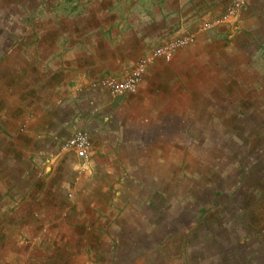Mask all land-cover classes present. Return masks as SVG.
<instances>
[{
	"label": "crops",
	"instance_id": "1",
	"mask_svg": "<svg viewBox=\"0 0 264 264\" xmlns=\"http://www.w3.org/2000/svg\"><path fill=\"white\" fill-rule=\"evenodd\" d=\"M108 2L90 17V26L87 21L77 30L68 23L53 49L39 55L40 82L56 97L55 105L65 99L70 113L72 105L86 109L81 120L64 111L53 119L65 114L67 123L80 121L91 131L94 154L78 179L86 197L75 198L80 212L67 219L69 231L61 222L50 232L38 231L39 243L7 249L5 264H264L248 252L238 261L237 241L253 237L238 221L221 220L208 229L201 212L207 201H197L198 212L191 214L192 199L180 196L191 189L189 175L219 168L223 126H264V86L254 90L255 70L264 73V0H251L227 27L210 32H202L204 20L221 13L226 0ZM185 32H198L196 42L171 62L150 65L137 94L113 97L98 88V79L125 77L139 58ZM252 47L261 48L260 64L258 56H247ZM53 57L55 72L47 64ZM197 180L198 189L207 186ZM229 244L234 247L224 259Z\"/></svg>",
	"mask_w": 264,
	"mask_h": 264
},
{
	"label": "rangeland",
	"instance_id": "2",
	"mask_svg": "<svg viewBox=\"0 0 264 264\" xmlns=\"http://www.w3.org/2000/svg\"><path fill=\"white\" fill-rule=\"evenodd\" d=\"M231 1L226 0L227 5ZM106 3L108 0H0V264L9 260L4 253L7 249L37 245L39 239L35 235L38 231L50 232L58 227L59 222L69 231L72 222L67 219L80 212L73 203L75 198L85 199L88 190L78 181L83 176L80 171L82 161L73 152L61 148L75 132L88 129L80 121L67 123L63 117L65 114L60 121L53 119L59 118L64 111L66 116H73V120H81L86 116V109L77 104L74 110L75 105H72L70 113L65 99L59 101V105L66 107L61 106V111L58 109L56 97L41 85L44 62L39 55H46L53 49L55 37L61 36L68 23L78 27L77 30L84 29L87 21L90 26V17ZM218 14L220 12H211L208 19ZM201 30L204 31L203 27ZM189 33L195 34L196 42L198 32ZM258 43L257 46H262L260 37ZM260 50L252 47V55L247 54L248 58L254 60ZM254 61L260 64L261 58L258 56ZM47 64L50 71L55 72V57ZM259 73L255 70L254 81L258 82L253 88L255 91L264 86V73ZM103 78L96 83L99 89L109 94L99 85ZM259 97L261 95L256 93L255 101ZM47 99L52 101L49 108L44 106ZM78 99H85V96L79 94ZM56 111H59L57 116ZM256 114L262 117V111ZM222 128L223 137L216 151L220 156L219 168L208 167L206 176L189 175L193 177L191 189L181 190L180 196L192 199L191 214L198 212L195 210L197 201L201 204L203 200L207 201L201 212L206 217L208 229H215L221 220L238 221V227L253 236L249 239L241 236L237 241L238 261H243L248 252L252 261L261 262L264 260V126ZM198 178L201 184L207 185L204 189L197 188ZM234 198L239 206H234ZM248 203L249 207H246ZM236 210H240L238 217H235ZM218 211L225 212L227 217L217 218ZM230 227H234V223H230ZM223 235L230 241L227 234ZM232 247L234 244H229L223 250L224 259L229 257V252H225Z\"/></svg>",
	"mask_w": 264,
	"mask_h": 264
},
{
	"label": "built area",
	"instance_id": "3",
	"mask_svg": "<svg viewBox=\"0 0 264 264\" xmlns=\"http://www.w3.org/2000/svg\"><path fill=\"white\" fill-rule=\"evenodd\" d=\"M250 1L232 0L222 13L204 20L203 30L210 31L231 23L247 8ZM195 39L194 33L178 35L171 41L155 47L150 53L139 58L125 77L107 76L100 81L99 85L110 95L116 97L137 94L150 65L158 59L171 62L179 49L193 44ZM61 149L73 152L82 161L80 171L84 172L88 169L89 162L94 154L92 136L88 130H79L65 141ZM262 232L264 234V229Z\"/></svg>",
	"mask_w": 264,
	"mask_h": 264
}]
</instances>
